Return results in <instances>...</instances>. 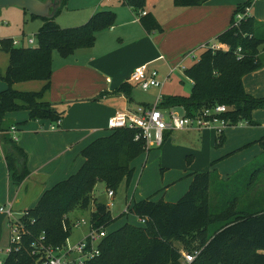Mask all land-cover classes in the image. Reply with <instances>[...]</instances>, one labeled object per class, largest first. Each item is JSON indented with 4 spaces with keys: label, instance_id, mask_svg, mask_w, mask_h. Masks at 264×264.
Wrapping results in <instances>:
<instances>
[{
    "label": "trees",
    "instance_id": "trees-1",
    "mask_svg": "<svg viewBox=\"0 0 264 264\" xmlns=\"http://www.w3.org/2000/svg\"><path fill=\"white\" fill-rule=\"evenodd\" d=\"M208 1L173 0V5L186 9ZM65 2L62 0V7ZM123 4L137 13L142 9L143 0H123ZM251 4L252 0H248L237 5L228 28L213 41L220 47H229L230 51L203 50L198 60L184 71L191 82L189 95L162 97L157 105L159 110L179 109L185 116L192 117L216 105H224L227 111L221 117L229 126L241 121L254 124L251 114L264 108V98L246 93L242 80L264 65L260 55V47L264 46V23L249 16L239 25H233L235 13ZM114 20L112 12L102 10L85 24L72 28H60L53 19H42L33 48L13 46L11 39L0 40L1 49L8 55V66L2 76L7 87L0 92V139L6 169L15 185L24 182L30 172L27 154L9 134L10 127L5 125L6 114L25 110L27 120L59 122L64 112L59 111L57 104L42 100L44 92L50 88L52 52L68 57L76 50L92 48L96 34L111 27ZM139 21L147 33L162 31L152 15L146 13ZM238 47L241 48L240 59L234 55ZM23 81L44 82L42 91L19 92L11 88L14 83ZM118 91L126 94L127 84ZM137 133L128 128L108 130L105 136L86 145L80 152L83 159L80 168L44 191L33 208L23 211L20 220L29 234L22 238L20 248L11 247L3 264H33L29 247L41 234L47 244L65 246L72 232L67 215L76 210L86 211L92 203L91 228H108L122 218L121 215L113 218L109 207L94 202L92 197L98 183H103L106 191L113 193L122 182L129 183L133 162L146 149L143 140L134 139ZM222 138V135L218 137V144ZM262 171L264 151L261 159H255L226 180H219L214 172L191 174L188 189L173 203L151 198L132 203L128 215L144 219L145 224L125 223L109 232L99 246V257L85 264H183L181 253L195 251L199 253L189 264H264V208L238 198L260 182L257 174ZM211 184L215 185L213 195ZM237 189L240 194L230 193H239Z\"/></svg>",
    "mask_w": 264,
    "mask_h": 264
},
{
    "label": "rangeland",
    "instance_id": "rangeland-1",
    "mask_svg": "<svg viewBox=\"0 0 264 264\" xmlns=\"http://www.w3.org/2000/svg\"><path fill=\"white\" fill-rule=\"evenodd\" d=\"M247 1L248 0L241 1V4H244ZM256 1L252 0L250 16H252L254 11L256 18H264V0ZM172 7H175L173 5V0H143L142 9L146 12H152V10L160 12L162 20L166 22L170 18L167 10ZM125 9L127 10L126 6L121 4V0H113L111 3H105L104 0H66L62 9L53 21L61 28H72L85 24L96 11H111L116 15L117 11ZM140 11L141 10H137V13ZM133 12L136 13L135 11ZM256 18L254 19L256 20ZM41 24V18L31 17L27 12L21 11L15 7L0 9V38H10L14 41H19L23 47H34V45H28V39L32 38L34 41L36 40L35 34ZM112 25H114V22ZM109 28L110 26L98 33L103 32L104 37ZM135 29L136 28H133V31L131 33L129 32V35L123 42V51H125L124 53L129 60H133L134 58L137 60V50L142 51L146 49L149 52L151 50L154 51L151 43L140 36L139 28ZM161 33L162 31L156 32L157 36H161ZM117 41V38L108 39V49L110 50L120 46V43ZM156 42L158 44L156 45V50H159L157 51V56L163 55L167 58L168 55L167 52H165L167 47L162 46L164 41L160 39ZM212 42L213 41L206 43L203 42L197 47H192L182 52L179 55L178 62L183 60V69L175 71L173 75L171 74L172 76H170L169 81L164 83L162 87L156 88L152 90V92L151 90L143 92L138 87L133 86L135 89L134 91L139 94L138 98L144 99L149 102L150 105H153L159 92L163 96L189 95L191 84L184 71L187 67L191 66L198 60L203 51L201 45H210ZM104 45L103 40L97 42V51L99 53H102L105 50ZM192 51L195 56L194 60L189 58V54ZM260 55L261 58H264V46L260 47ZM146 56H150V54L142 55L140 59L143 60ZM66 58L67 57H62L56 51L52 52L53 63H55L56 60H59L62 63V60ZM163 63L164 61H157L149 66V68H156L157 71H159L157 76L159 81H162L163 74L169 68L167 66L165 68ZM7 64L8 55L5 50L0 49V87L2 88L7 87L1 77L6 70L5 68L8 66ZM176 64L174 63L173 65L175 66ZM161 65L163 66L162 68ZM252 77V83L248 85L249 90L252 91H250V94L257 98H264V65L258 68ZM11 88L19 92H40L42 91L43 86L39 87L32 81H23L14 83ZM1 90L2 89H0V92ZM59 106L60 105H58V109L65 112L64 118L71 115L69 123H72L76 116V112L72 111L66 104L60 106V108ZM253 112H257L256 120L254 119ZM253 112L251 114V119L256 121L257 124L250 126L247 122L241 121L236 126L226 127L223 130L226 139L222 140L220 144H218L219 140H217V143L215 144L210 143L211 158H208L209 151L207 152L206 148H200L201 144H198V136L200 134L198 131H193V133L197 134V136H194L193 138L179 134L180 137L174 145L171 140L172 138H175V136L178 137V133L176 134V132H173L171 134L169 133L170 135L166 137L164 136L165 142H163V146L169 144L173 145L172 147L175 148H173V150L172 147L167 148L163 153L161 148L152 147L150 150L145 149V151L133 162L134 171L131 180L128 184L122 182L116 189L113 197H108L104 184L98 183L93 192V201L108 205L113 218H117L120 215L122 216V218H119L114 224L106 228V232H112L125 223L131 225H136L138 223L135 216L121 213L129 201L132 204L147 198H151L153 201H158L163 198L164 202L173 203L188 189L190 173L214 172L217 176L226 180L235 172L248 167L255 159H261L264 151V108L256 109ZM177 113L180 114L181 111H178ZM27 116L28 114L25 110L8 113L5 116V125L9 126L14 122L19 123L20 121L26 120ZM56 123L57 122L52 123L46 120H27L24 124H17L21 132H17L14 137L17 139L18 144L27 153V168L29 172H33L35 175L24 184L17 186L11 180H4L3 178L5 175L3 173L0 174V206H11L10 218L0 214V261H4L6 258V250L10 239V221H15L21 216V212L23 213L21 206L23 204H31V201L29 200L31 199L33 187L39 181L37 176L41 177V175H43L45 180H42L46 182V186L50 187L54 183L66 179L69 175L75 173L81 164L79 152L75 153L74 147L72 152L66 151V153H63L60 151L59 145L54 140L55 136H53L48 128L51 125H56ZM60 123H62V121L59 122V124ZM92 124L93 122H87L82 126L84 129L89 130L92 127ZM105 124L103 125L102 132L107 133L108 128L107 124ZM242 130L248 131L251 135L257 134V137H254L252 141L245 144L240 143L242 139L230 140L229 133L233 132L237 135L238 131ZM38 135H41L39 139L36 138ZM187 146L196 149L195 155L190 151L184 150V147ZM67 153L70 154L67 155ZM65 160L66 164H61ZM259 163L260 162H258V164ZM257 177L260 182L242 198H238L240 201H249V203H255L258 206L260 205L261 208H264V172H258ZM214 188L215 185L211 184V195H213ZM231 189L233 190V187H231ZM237 191L240 190L237 189ZM230 193L236 195L240 194L241 191L239 193L236 191ZM92 209L93 203L86 211L76 210L67 215V219L72 228L71 236L67 240L68 245H74L83 239L86 233H88V220ZM81 219H85L86 223L83 224Z\"/></svg>",
    "mask_w": 264,
    "mask_h": 264
},
{
    "label": "crops",
    "instance_id": "crops-1",
    "mask_svg": "<svg viewBox=\"0 0 264 264\" xmlns=\"http://www.w3.org/2000/svg\"><path fill=\"white\" fill-rule=\"evenodd\" d=\"M241 1L243 0H209L208 2L200 6L192 7V8L183 9L178 7H172L171 9L167 10L168 16L170 18L166 22L162 20L160 16L161 15L160 12H157L156 10H152V12H148V11L146 12L144 9H141V11H144L147 14L152 15L155 18V20L158 22V24L161 26L162 29L161 36H157L156 32L147 33L142 28L140 21L136 20L138 13H134L133 10L130 7L124 5L123 0H121V4L123 6H126L127 10L125 9V10L117 11L116 15L114 13L115 15L114 25H112L108 29L104 37H103L104 34L103 32L96 34L95 43L92 48L76 50L72 55L62 60V63L59 60H56L55 63L52 62L53 72L50 78V88L48 91L44 92L42 96V100L60 106H64L66 104L72 111L76 112V116L72 123H69L71 120V115H68L67 117L64 118L65 116V112H64V116L59 121V122L62 121V123H60L55 129H51L52 125L48 127L51 133L53 134V136H55L54 140L59 145L60 151L63 153H66V151L72 152L74 147L75 153L79 152V157L81 158L80 159L81 160L80 166H81L83 163V159L80 156L81 150L93 140L99 137H103L107 134L105 132H102L103 125L105 123L107 124L109 119L112 118L117 112L128 111L134 113L139 108H141L142 110H146L151 108L156 103L157 99L161 100L162 97H165L161 95V93L159 92V94L155 98L153 105H150L149 102H147L144 99L138 98L139 94H137L134 91L135 89L133 88V86L136 85L129 82V77L131 73L141 65L144 64L151 65L156 63L157 61L158 62L164 61L163 63L164 67L166 68L167 66L169 68L163 74L162 79L169 74L170 70L173 71L171 73L173 75L175 71L179 70L180 67L183 66V60L178 62L179 55L182 52L192 47H197L200 43L214 41V39L220 33H222L224 30L228 28L232 17V13L235 7L241 4ZM111 2H105V3H111ZM96 13L97 11L94 12L92 16ZM250 15H251V11H250ZM252 16L256 18L254 11L252 13ZM256 20L258 22L264 23V18H256ZM41 26H39V28ZM133 28L136 29L139 28L140 36L143 37L144 40H147L149 43H151L154 49V51L151 50L150 52L146 49L142 51L137 50L138 52L136 55L137 60H135V58L133 60H129L126 54L124 53L125 51H123V42L129 35V32L131 33L133 31ZM111 38H117L118 40L117 42L120 43V46H118L119 48L115 47L110 50L108 49L107 42L108 39ZM4 39H10V38H0V40H4ZM160 39L164 41L162 46L167 47L165 49V52H167L168 55L167 58L163 55L157 56L158 53L157 51L159 50H156V45H158L156 41ZM99 40H103L105 44L104 45L105 50L102 53H99L97 51V42ZM146 54H150V56H146L143 60L140 59L142 55H146ZM174 63L177 64L174 66L173 65ZM162 67L163 66L161 65V68ZM155 70L157 71L156 68ZM157 72L159 74V71ZM253 74L254 73L245 76L242 80L244 89L246 93H248L249 95H251L250 94L251 90H249L248 85L252 83ZM32 82H35V84H37V86L39 87H42L44 85V82L42 81H32ZM123 84H127L126 94L124 93V91H118V89ZM0 89L4 90L5 88L0 87ZM154 89L156 88H151L148 89L147 91H143V90L142 91L148 92L151 90L152 92V90ZM71 110H70V114H71ZM175 111L180 112L179 109H175ZM256 113L257 112H253L255 120L257 119ZM26 120L20 121L19 123L25 122ZM252 121L254 124L250 126H254L257 124L256 121L254 120ZM87 122H93L92 127L89 130L84 129L82 126ZM19 123L14 122L9 125V127H15L16 129L15 135L17 132L18 133L21 132V130L17 125ZM193 131H198V130L189 129L182 131H166L164 133V136L166 137L173 132H176V134L178 133V137L175 136V138H172L171 140L173 141V145H174V143L180 137L179 134H183L184 136H188L190 138L197 136V134L193 133ZM198 132L200 133L198 136L199 137L198 144H201L200 148H206V151L207 152L209 151L208 158H211L212 155L210 150V143L212 144L217 143L218 137L216 136L215 132L212 129H204L201 130V132L200 131ZM222 136H223L222 140H225L226 137L224 136V134ZM40 137L41 135H38L36 138L39 139ZM165 137L163 139V142H165ZM254 137H257V134L251 135L246 130L238 131L237 135L236 133L233 132L229 133L230 140L242 139L240 143H244V144L252 141ZM14 140L18 144L17 139L15 138ZM173 145L166 144L163 146L162 144V146L159 148L162 149V153H163L164 150H167V148H171ZM173 148L175 147H172V150ZM184 150L190 151L195 155L196 149L193 147L187 146L184 147ZM68 154L70 153H67V155ZM61 164H66V160L63 161ZM2 173L5 175L3 179L10 181V177L4 162L3 150L2 147H0V174ZM194 173H199V172H192L189 174V176H191V174ZM34 175L35 173L30 172L28 178L20 185L27 182V180L31 179ZM37 177L39 178V181L37 182L36 185H34L31 194V199L29 200L31 201V204H23L21 206L22 211L33 208L37 203L38 199L40 198V196L43 194V192L48 190L50 187H52L55 184L54 183L50 187L46 186L47 184L46 182H44L45 179L43 178V175H41V177L39 176ZM218 178L219 180L222 179L219 176ZM190 182H191V177H190ZM161 199L163 200V198Z\"/></svg>",
    "mask_w": 264,
    "mask_h": 264
},
{
    "label": "built area",
    "instance_id": "built-area-1",
    "mask_svg": "<svg viewBox=\"0 0 264 264\" xmlns=\"http://www.w3.org/2000/svg\"><path fill=\"white\" fill-rule=\"evenodd\" d=\"M105 2H111L113 0H104ZM251 6L244 7L243 11L237 12L234 15V26L239 25L240 22L245 21L250 16ZM146 15V12L140 11L136 20ZM12 41L13 46L21 47L19 41ZM28 45H35V41L32 38L28 39ZM203 50L211 51H223L228 53L229 47H220L217 42H212L210 45H201ZM1 49V43H0ZM237 59L242 57L241 48H237L234 52ZM189 58L194 60L195 56L193 51L189 54ZM149 64H144L137 67L130 75L129 82L138 86L141 90L147 91L151 88H159L164 85L170 78L169 76L173 72L170 70L169 74L159 81L157 79L158 72L154 68H149ZM183 69V66L180 67ZM160 99H157L156 103L149 109L142 110L139 108L136 112L131 113L128 111L117 112L107 123L108 130L128 128L137 130L138 133L135 136V140H143L145 142L146 150H150L152 147L159 148L163 144L164 133L166 131H182V130H204L212 129L216 136L223 135V130L229 127L227 121L221 117L226 113L227 108L224 105H216L211 109H206L200 114L187 117L184 113L178 114L175 109L167 111H161L157 108ZM59 125H52L51 129H55ZM15 127H11L9 133L12 135L13 140L15 139ZM107 196L113 197L114 193L112 190H107ZM131 206L130 201L126 204L122 213L128 215L129 207ZM0 214L5 215L7 218L11 217V206L8 207L0 206ZM23 215V213H22ZM21 215V216H22ZM15 221H10V239L9 245L6 250V254L11 251V247L20 248L22 244V238L29 234L25 224L20 220V217ZM82 223L85 224L86 220L81 219ZM138 224L143 226L145 224L144 219H137ZM78 224V223H77ZM75 224V225H77ZM106 228H91L88 220V233L85 237L75 243L74 245H66L63 247H53L46 243L45 237L41 234L32 244L29 249L30 255L34 257L33 264H85L86 261L92 260L99 257L100 250L99 246L102 240L107 236ZM199 252L193 253H181L183 264H189L194 261ZM4 261H0L3 264Z\"/></svg>",
    "mask_w": 264,
    "mask_h": 264
},
{
    "label": "water",
    "instance_id": "water-1",
    "mask_svg": "<svg viewBox=\"0 0 264 264\" xmlns=\"http://www.w3.org/2000/svg\"><path fill=\"white\" fill-rule=\"evenodd\" d=\"M15 7L30 16L52 20L62 7V0H0V9Z\"/></svg>",
    "mask_w": 264,
    "mask_h": 264
}]
</instances>
